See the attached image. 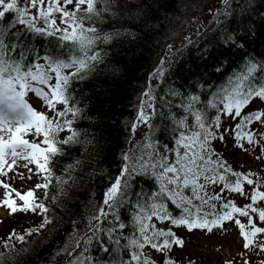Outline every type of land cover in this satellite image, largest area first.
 Returning a JSON list of instances; mask_svg holds the SVG:
<instances>
[{
    "label": "snow or ice",
    "instance_id": "obj_1",
    "mask_svg": "<svg viewBox=\"0 0 264 264\" xmlns=\"http://www.w3.org/2000/svg\"><path fill=\"white\" fill-rule=\"evenodd\" d=\"M143 3L140 0V8L130 5L134 15L146 10ZM222 3L225 7L219 14L232 18L237 27H221L217 45L205 48L199 58L211 59L217 49L221 56L237 49L243 64L215 86L210 81L194 83L190 90L184 84L170 86L158 108L141 107L137 124L149 131L134 150L123 154L119 175L84 230L76 229L57 251L63 264H179L173 253L183 250L186 241L174 228L227 234L226 223L238 226L245 250L264 252V177L235 171L213 143L231 138L243 149L245 141H264V132L250 130L254 122L264 128V108L245 111L254 101L264 104V58L244 51L254 32L249 25L255 0H236L239 20L233 0ZM115 14L111 0H0V175L7 177L24 161L28 179L44 176L43 183L27 191L0 180L4 189L0 207L10 215L39 210L42 216L39 226L8 234L3 247L15 255L0 251V264H26L28 250L16 252L14 241L25 242L53 224L54 213L45 200H58L81 164L76 160L58 169L60 159L83 143L74 127L83 111L75 85L97 80L119 84L128 70L126 56L133 49L124 43L134 44L135 36L112 28L108 21ZM118 44L120 51H115ZM216 59L215 72L230 67L229 60ZM167 71L161 66L154 76L163 77ZM189 72L185 83L196 75ZM200 77L203 80L204 74ZM29 94L47 111L37 110ZM146 95L156 99L151 90ZM222 118L236 123L225 127ZM50 185L57 193L51 197ZM39 189L44 190L43 199L37 196ZM225 192L248 202L238 206ZM146 247L160 253L161 259L147 256ZM187 264L196 261L188 259ZM243 264L251 261L245 259Z\"/></svg>",
    "mask_w": 264,
    "mask_h": 264
},
{
    "label": "trees",
    "instance_id": "obj_2",
    "mask_svg": "<svg viewBox=\"0 0 264 264\" xmlns=\"http://www.w3.org/2000/svg\"><path fill=\"white\" fill-rule=\"evenodd\" d=\"M216 1L144 0L143 8L146 10L134 15L135 9L130 5L135 4L136 8H140V0H126V2L123 0L121 3H113L111 0V8L116 14L108 23L114 29L121 31L126 29L135 36L134 44L124 43L125 48L133 49L126 56L128 70L122 75L119 84H102L97 80L75 85V95L83 111L74 127L80 132L83 143L74 146L67 156L60 159L58 169L76 160L81 161V164L72 172V179L64 185L65 193L54 203L45 200L51 213H54L53 224L39 233L26 237L25 242L14 241L16 252L21 249L28 250V254L24 257L26 264H63L60 256L56 255L57 251L70 239L76 229L84 230L87 219L102 206L104 193L119 175L123 154L134 150L149 131L143 124H137L141 107L148 111V105L154 104L158 108L161 97H166L170 86L184 84L185 89L190 90V85L205 81H210L215 86L222 83L237 66L243 64L244 61L237 49H232L231 53H225L223 56L217 49L211 59L199 58L205 48L217 45L216 37L221 27L229 29L237 27V24L232 22V18L219 14L218 10H223L224 5L212 12ZM233 9L235 18L239 20L240 9L236 8V0H233ZM250 15L249 26L254 27V32L249 38L250 46L244 51L258 58H264V0H255V8ZM226 20L227 23H222ZM115 51H120L119 44ZM216 57L230 61V67L223 73L214 71V66L218 62ZM161 66L168 70L166 74L163 77L154 76L156 69ZM189 70L196 75L185 83V79L190 75ZM201 73L204 74L203 80L200 77ZM150 90L156 99L153 100L146 95ZM98 95L99 99H97ZM134 124L142 127L143 133L140 136L133 129ZM254 124L256 123L254 122L253 126ZM66 134H62L61 138ZM213 143L216 148L217 141ZM228 162L235 171L255 173L254 170L237 169L232 162L229 160ZM60 174L61 172L57 171V175ZM246 189L249 190V186L245 184ZM216 191H219V188ZM56 194L53 186L50 185L48 196ZM232 194L235 193H224L228 199L240 206L241 204ZM37 196L43 199L44 190H37ZM17 214L8 222L6 233L0 236V251L5 252L9 257L15 253L3 247V240L7 239L8 234L13 229L17 233H23L27 229L39 226L42 222L39 210L37 213ZM122 215L127 217L128 214L122 210ZM4 227L6 228L5 225ZM174 230L184 239L194 233L184 229L174 228ZM214 233L221 232L214 230ZM147 249L150 248L147 247L145 250ZM178 250L179 248H176L173 255L177 254ZM155 254L161 255L156 251ZM177 261L179 264H187V259H177ZM195 261L196 264H202ZM228 262L216 264H228ZM231 262L240 263L239 259ZM5 264H9V261H5Z\"/></svg>",
    "mask_w": 264,
    "mask_h": 264
},
{
    "label": "rangeland",
    "instance_id": "obj_3",
    "mask_svg": "<svg viewBox=\"0 0 264 264\" xmlns=\"http://www.w3.org/2000/svg\"><path fill=\"white\" fill-rule=\"evenodd\" d=\"M122 1L123 0H112L113 3H121ZM222 5L223 3L221 2L219 6ZM214 12L215 10L213 13ZM206 16L209 17V15ZM29 102L34 107H36L37 110L47 111V109L41 104V101L37 99L34 94H29ZM262 108H264V104H261L259 101H254L249 106V108L245 110L251 111ZM48 115H52V113L48 112ZM222 119L224 121L225 127L234 125V123H236V121H232L230 119ZM252 130L264 132V128H259L257 124H254ZM135 132L138 136H140L143 133L142 127L137 125ZM28 139H32V137L29 136ZM215 145L217 152L220 153L225 159L232 162L237 167V169L246 171L254 170L258 176L264 177V141H262L260 144H248L245 141L243 149L234 146L231 138H228L226 143L217 140ZM257 157H259V159H257ZM24 163V161H20L19 164L21 166L18 169L14 168L13 171L8 172L7 177L0 175V180H5L6 182L10 183L12 187L22 191H27L28 189L34 188L37 183H43V174L32 175L31 179L27 178L30 173L23 168L22 165ZM16 172L22 173L25 178L21 179L20 176L16 174ZM247 190L248 189H246V191ZM3 192L4 189L0 187V196H2ZM232 196L235 197L236 201L241 205L248 202L237 194H232ZM16 214L10 215L8 210H6L4 207H0V236L6 233L7 225L9 224L8 222L13 220ZM241 219L243 220V218ZM225 228L228 229L227 234L222 232L220 234L214 232L207 234L204 231H196L190 236L187 235L185 238L186 247L183 250L179 249L177 254H174V256L177 259H194L202 264H216L225 261H232L235 259H239V264H243L245 259L250 260L251 264H264V252H260L258 250L254 251L252 249L245 250L243 248L244 241L240 237L238 226L229 223L225 225ZM145 251L146 255L150 258L161 259V255H156L155 251H152L151 249H147ZM242 253L245 255L242 256Z\"/></svg>",
    "mask_w": 264,
    "mask_h": 264
},
{
    "label": "water",
    "instance_id": "obj_4",
    "mask_svg": "<svg viewBox=\"0 0 264 264\" xmlns=\"http://www.w3.org/2000/svg\"><path fill=\"white\" fill-rule=\"evenodd\" d=\"M221 2L222 0H217L216 4L212 7V11H214L220 5Z\"/></svg>",
    "mask_w": 264,
    "mask_h": 264
}]
</instances>
